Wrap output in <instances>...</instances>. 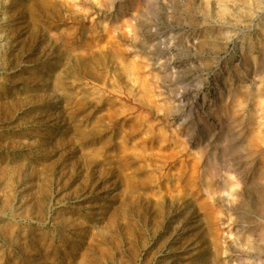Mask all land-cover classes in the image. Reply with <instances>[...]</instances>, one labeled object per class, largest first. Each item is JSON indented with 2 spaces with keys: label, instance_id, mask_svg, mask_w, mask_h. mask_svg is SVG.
Listing matches in <instances>:
<instances>
[{
  "label": "rangeland",
  "instance_id": "374dc122",
  "mask_svg": "<svg viewBox=\"0 0 264 264\" xmlns=\"http://www.w3.org/2000/svg\"><path fill=\"white\" fill-rule=\"evenodd\" d=\"M0 264H264V0H0Z\"/></svg>",
  "mask_w": 264,
  "mask_h": 264
}]
</instances>
